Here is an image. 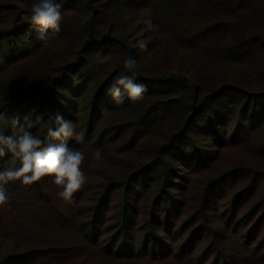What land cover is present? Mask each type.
I'll return each instance as SVG.
<instances>
[{
  "label": "rangeland",
  "instance_id": "374dc122",
  "mask_svg": "<svg viewBox=\"0 0 264 264\" xmlns=\"http://www.w3.org/2000/svg\"><path fill=\"white\" fill-rule=\"evenodd\" d=\"M33 2L0 0V30L18 27L17 45L29 50L19 60L10 58L0 70V107L15 94L55 87L61 84L58 80L69 84L74 78L68 65L78 63L87 79L81 93H71L63 83L54 89L69 97L72 117L65 118L77 123V131L84 133L82 143L71 139L68 147L84 153L82 168L88 182L74 194L75 204H66L57 197L58 188L51 177L31 186L10 182L9 202L0 207V260L8 254L37 250L28 264H216L210 254L211 244L205 239L196 241L194 252L184 259L169 257L162 262L135 258L118 261L102 252L101 247L114 231L111 227L121 182L138 177L142 171L147 184L141 189L143 196L155 194L162 161L174 170L168 187L180 193L175 198L181 208L172 218V226L182 230L184 236L198 224L196 213L212 180L236 175L238 180L226 184L224 194L247 191L254 182L256 188H261L256 178L264 173V0H92L94 13L84 0H57L63 15L61 32L48 42L37 39V28L28 21ZM89 16L95 41L107 33L123 39L129 50L109 42L87 51ZM146 18L159 25L157 32H143L142 21ZM23 23L27 29H22ZM141 38L149 41L147 51L133 47ZM0 42L3 46L6 43L3 36ZM129 56L137 60L135 71L142 75L186 78L197 89L193 102L188 89L165 84L160 90L146 91L141 101L125 97L123 104H116L108 89L124 72L123 60ZM105 57L111 59L102 63ZM223 84L245 87L258 99L228 91L218 99L207 100L208 104L206 100L201 102ZM99 86H103V96L96 102L102 108L89 118L90 96ZM22 109L28 106L22 105ZM193 119L197 126L194 131L189 127ZM249 124L252 126L247 135L237 132V127L241 131ZM189 144H193L196 154L184 163L182 157L174 155L179 149L186 151ZM96 148L102 150L100 161L93 159ZM202 157H208L204 165L194 172L193 168L187 170ZM6 166V162L1 164L0 170ZM102 196L106 199L99 209V236L92 243L85 227ZM209 200L215 207L207 212L212 215L210 226L217 235L224 234L227 226L220 213L228 200L214 196ZM144 201L140 200V205ZM255 201L254 194L248 204ZM242 213L232 222V229L257 225L260 211L250 224L240 217ZM141 226L137 222L131 235H140ZM234 237L231 232L228 238L217 237L225 263L264 264V226L252 237L253 243L245 247ZM42 250L52 252L44 258L36 257ZM198 257L201 261L196 262Z\"/></svg>",
  "mask_w": 264,
  "mask_h": 264
},
{
  "label": "trees",
  "instance_id": "16d2710c",
  "mask_svg": "<svg viewBox=\"0 0 264 264\" xmlns=\"http://www.w3.org/2000/svg\"><path fill=\"white\" fill-rule=\"evenodd\" d=\"M84 3L87 4V7H89L94 13L95 10L92 7V0H84ZM30 16L31 13L28 17V21H30ZM90 19L91 16L88 17L87 21V27L89 30V40L86 42L88 48H86L87 51L94 50L92 46H105L109 44V42H113L128 49V46L123 39L118 37H109L107 33L101 34L99 39L95 41L91 33L92 29L91 24L89 23ZM22 25V29H27L25 23ZM17 30L18 27H14L10 31L0 30V36H3V39L6 41L4 46L0 42V70L6 67L5 63L9 62L10 58L13 57L19 60L29 51L28 49H23V45H17ZM10 36L14 37L10 38ZM31 39L33 42L35 41L33 37L30 36L29 40ZM235 51L241 52V50L238 49H235ZM68 67L71 69V73L74 78L73 81L69 80V84H65V82L61 80L55 81L60 82V85L63 83L65 86H68L71 93L80 94L86 85L87 79H84V73L81 71V68L78 67V63H71L68 65ZM135 76L137 83L146 85L147 92H150L151 90H160L165 84H169L172 86H180L184 89H188L189 93H191V102H193L197 95L196 87L189 83V81L181 75L156 77L145 76L135 71ZM60 85L56 84L55 87ZM55 87L50 86L47 89L40 88L41 90L39 92L30 94H15L8 103L3 104L0 107V114H3L4 117V119H0V134L5 136L12 135L14 130L11 127V119L19 117L22 120L23 117L34 108L37 110V113L44 114V119L40 126H37L31 130L34 134L38 135L42 139L46 137L47 133L46 124L48 113L58 112L66 118L72 117L68 112L72 107L71 100L69 97H64L61 95V93H57V91L54 89ZM102 89L103 86H99L97 90L94 91V94L90 96L91 107L89 111V118H92V116H94L95 113H98V110L102 108H99L96 102L98 98L101 99L103 96ZM228 91L235 92L239 96H254L255 98H252L254 101L258 99L255 92L248 91L245 87L232 84H223L217 89L213 90V92H211L209 95L203 97L201 102L206 100L205 104H208L207 102L210 101V99H218L223 93ZM104 102H106V100H104L102 104H104ZM22 105L28 106V109L23 110ZM45 105L48 106V109H46ZM209 118L210 117L208 116V120L210 121ZM194 121L195 120L193 119L189 125L192 131H194V128L197 127ZM252 124H249L245 130L242 128L241 131L237 127V130H239L237 132L247 135L248 128H250ZM70 142V140L67 142L68 145ZM44 146L46 147L47 144ZM188 146L189 147L186 149V151L181 152L182 149H179L178 155L177 153L174 155L182 157L184 163L190 161V157L193 156L194 158L196 154V150L193 149L194 147H192L193 144H189ZM9 158V155L0 158V165H3L6 161H8L7 159ZM207 160L208 157H202L199 161L195 162L196 164L194 166H192L194 164L192 163V165L188 167L187 170L193 168L192 172H194V170L200 167V165H204ZM161 163V177L159 179L160 182L156 188L155 194L153 193L152 195L148 194L143 196L144 194L141 189L147 184L145 183V175L142 171L139 173L138 177L135 176L131 178V180H123L121 182L119 186L120 191L117 190L119 191L120 201L117 208L116 218L111 227L114 231L107 239L103 241L105 244H103L101 247L102 252L118 261L122 259L135 258L149 260L151 262H162L169 257L181 260L194 252L193 248L196 241L205 239L211 244L210 254L213 255V259L216 261V264H219L218 261L220 260L223 261V264H227L224 262V256L219 251L220 249L217 237H221L223 235L225 238H228V235L231 232L235 235L234 240L239 243V245L245 247L246 245H249L250 241L253 243L252 237L255 234L258 235L264 226V173H262L259 178H256L257 183L261 182V188L258 189V186L256 188V182H254L250 189L241 193L233 192L231 194H224L225 185L232 184L238 180L236 175L230 173L226 177L212 180L205 188L206 191L203 193L201 205L199 206V209L196 213L198 224L193 228L194 230L188 232L184 236L185 233H183L182 230H178L177 228L174 229L172 226V218L179 214L181 208L178 200L175 198L180 193H173V191H171V189L168 187L170 184L171 174L174 173V170L170 168L167 161H162ZM182 178L185 179V177ZM136 179H139L140 183L139 181L137 182ZM257 189L258 191H256ZM254 194L256 195V201L249 205L248 202L252 199ZM213 196L217 198H227L228 200L226 209L220 213L223 224L225 225L226 223L225 226H227L223 232L224 234L217 235L215 229L210 226V218L212 215L208 214L207 212L208 210H215V207L212 206L210 203L211 201L209 200V197ZM105 199L106 196H102L98 200L94 207L93 217L91 216L85 227V235L92 241V243H94L99 236V225L97 222L100 218L99 215H102V213L99 212V209L105 205ZM142 199L145 201L141 203L142 205H140V200ZM205 202H209V205L205 206ZM242 207L245 209H242ZM258 211H260L258 222L254 227L246 230L244 228H231L232 222L241 212H243V215L240 217H242L243 220H249L248 223L250 224ZM137 222L142 224L139 229L141 230V234L134 237L131 235V230H133V227ZM35 251L37 250H33V253L28 251L22 253L21 255H5L0 260V264H9L10 262L15 264H28L31 262L32 258L34 259ZM42 252V254L37 253L36 257L42 256V258H44L52 251L42 250ZM199 261H201L200 257L196 259V262Z\"/></svg>",
  "mask_w": 264,
  "mask_h": 264
},
{
  "label": "clouds",
  "instance_id": "9594fccd",
  "mask_svg": "<svg viewBox=\"0 0 264 264\" xmlns=\"http://www.w3.org/2000/svg\"><path fill=\"white\" fill-rule=\"evenodd\" d=\"M61 4L57 0H34L31 4L30 22L37 28V39L48 42L61 32ZM145 25L143 32H157L159 25L151 18L142 21ZM149 41L141 38L133 47L147 51ZM111 57H105L102 63H107ZM137 60L129 56L123 60L124 72L118 75L108 89L116 104H123L125 97L132 102L143 100L147 91L146 85L137 83L135 69ZM131 73V74H125ZM0 119H4L0 114ZM44 114L32 109L21 118H12L10 123L13 134H0V158L6 155V167L0 170V207L9 202L7 185L20 181L24 186L41 181L44 177H51V182L57 186V197L66 204H75L74 194L81 190L88 182V177L82 165L85 155L82 151L68 147V141L75 139L78 143L84 141V133L77 131L78 124L66 119L60 113H48L47 133L42 139L31 129L40 126ZM47 144L45 147L44 145ZM93 159H102V150L93 151Z\"/></svg>",
  "mask_w": 264,
  "mask_h": 264
}]
</instances>
